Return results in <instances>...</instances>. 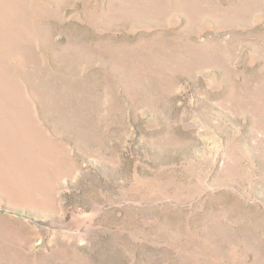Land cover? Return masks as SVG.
I'll use <instances>...</instances> for the list:
<instances>
[{"label": "rangeland", "instance_id": "374dc122", "mask_svg": "<svg viewBox=\"0 0 264 264\" xmlns=\"http://www.w3.org/2000/svg\"><path fill=\"white\" fill-rule=\"evenodd\" d=\"M0 120V264H264V0H0Z\"/></svg>", "mask_w": 264, "mask_h": 264}, {"label": "bare ground", "instance_id": "6f19581e", "mask_svg": "<svg viewBox=\"0 0 264 264\" xmlns=\"http://www.w3.org/2000/svg\"><path fill=\"white\" fill-rule=\"evenodd\" d=\"M23 128L24 124L22 120H0V154L4 153L5 155H8L6 154L8 153L7 148L4 147L5 145L3 146V142H5L4 144H14L21 141Z\"/></svg>", "mask_w": 264, "mask_h": 264}]
</instances>
